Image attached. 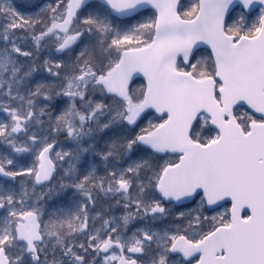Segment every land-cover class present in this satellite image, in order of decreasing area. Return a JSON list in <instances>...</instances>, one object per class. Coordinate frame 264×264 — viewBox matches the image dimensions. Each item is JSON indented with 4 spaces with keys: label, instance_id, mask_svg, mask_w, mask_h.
I'll list each match as a JSON object with an SVG mask.
<instances>
[{
    "label": "snow or ice",
    "instance_id": "6c2138e0",
    "mask_svg": "<svg viewBox=\"0 0 264 264\" xmlns=\"http://www.w3.org/2000/svg\"><path fill=\"white\" fill-rule=\"evenodd\" d=\"M0 264H264V0H0Z\"/></svg>",
    "mask_w": 264,
    "mask_h": 264
}]
</instances>
